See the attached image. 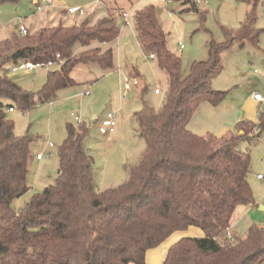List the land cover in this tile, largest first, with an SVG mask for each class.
Here are the masks:
<instances>
[{
    "label": "trees",
    "instance_id": "obj_1",
    "mask_svg": "<svg viewBox=\"0 0 264 264\" xmlns=\"http://www.w3.org/2000/svg\"><path fill=\"white\" fill-rule=\"evenodd\" d=\"M18 1L0 0V5ZM182 1L197 5L195 0ZM157 10L146 5L135 11V37L165 72L166 89L159 109L144 104L135 113L145 149L129 167L128 179L97 191L93 159L83 145L88 127L84 122L66 123L55 182L34 193L19 211L12 201L29 189L32 138L14 132L9 108L25 111L52 100L59 89L75 83L69 73L78 62L112 68V45L120 27L107 16L25 34L17 29L0 41V67L22 61L46 63L57 53L62 59L47 70L37 92L0 74V264H145L149 249L188 226L199 227L204 236L180 238L161 264H264V226L253 224L233 239L216 238L229 227L238 205L254 202L248 182L250 148L240 144L260 138L264 109L256 121L242 120L219 136L187 128L199 100L215 105L226 95L211 86L222 70L220 52L234 39L257 45L254 11L237 30L222 26L224 40L210 39L207 59L192 61L182 76V58L167 47Z\"/></svg>",
    "mask_w": 264,
    "mask_h": 264
},
{
    "label": "rangeland",
    "instance_id": "obj_2",
    "mask_svg": "<svg viewBox=\"0 0 264 264\" xmlns=\"http://www.w3.org/2000/svg\"><path fill=\"white\" fill-rule=\"evenodd\" d=\"M203 1L205 3L192 6L182 0H54L58 9L44 5L42 10H37L32 0L0 5V25L3 26L0 29V41L8 39L13 28L20 25H26L33 32L58 24H79L90 15L93 8L98 19L111 17L120 27L112 45V68L103 69L95 62H78L69 73L75 83L59 89L50 100L51 103L41 102L25 111L14 108L7 112L14 122V132L17 135L28 133L32 138L27 163L29 189L13 199L15 211L21 210L34 193L55 182L59 168L57 152L66 136V123L75 126L80 123L71 113L78 114L88 127L83 145L85 153L93 159L94 188L102 191L128 179L129 167L138 161L145 149V142L136 131L135 113L144 104L159 109L166 89L165 72L142 51L135 37L134 13L146 5H154L160 10L157 14L167 33L166 45L182 58V76L188 74L192 61L207 59L210 39L217 42L224 40L222 26L237 30L246 15L253 10L256 16L255 27L259 29L257 45L247 40L240 44L238 39H234L220 52L222 70L213 77L211 84L239 98L253 90L264 94V0ZM74 5L87 6V14L82 16L78 13L70 14L67 9L61 10ZM121 10L129 12V24L122 22L119 16ZM93 19L89 17L90 23L95 22ZM179 43L183 44L181 50L178 48ZM76 48L80 49L78 46ZM9 68V65L0 67V74L6 73L21 87L37 92L45 83L50 67L31 71H11ZM136 75L138 85L123 97L124 79ZM155 87L160 89V94L154 93ZM86 90L88 92L84 94ZM109 110L115 112V131L100 133V120ZM49 142L53 144L52 147L47 146ZM240 145L242 148H250L248 182L253 198L261 199L264 196V179L258 180L256 175L264 174V129L258 140L250 145L243 141ZM40 151L45 156L39 161L35 155ZM261 221H264V210L255 206L238 224L235 232L242 236L250 225Z\"/></svg>",
    "mask_w": 264,
    "mask_h": 264
},
{
    "label": "crops",
    "instance_id": "obj_3",
    "mask_svg": "<svg viewBox=\"0 0 264 264\" xmlns=\"http://www.w3.org/2000/svg\"><path fill=\"white\" fill-rule=\"evenodd\" d=\"M32 2H33V5L36 4V0H32ZM44 5H46L45 7H48L50 9L51 8L52 9H58V6L55 4L54 0H50L49 3L44 4ZM44 5L42 6L41 10L43 9ZM74 6H79V5H74ZM86 7L87 6H83L84 14H82V16H85L87 14V10H86L87 8ZM65 9H66V7L61 8V10H65ZM90 16L92 18H95V19H93L94 21H96L98 19L96 17L97 13H96V10L94 8L92 9L90 15L87 16L85 19L89 20ZM85 19H83V20H85ZM72 24H75V23H72ZM24 26L29 31V28L26 25H24ZM0 29H3L2 25H0ZM13 30H17V28L14 27ZM10 66L11 65H9V67ZM136 77H137V75H136ZM137 79H138V77H137ZM211 83H212V81H211ZM211 86H212V84H211ZM217 87L218 86H213V88H216V89H217ZM155 88H157V87H155ZM86 91L84 92V94H86ZM253 92H260V91L253 90V91H251V93L247 94L246 96H244L242 98H239V96H237V95H233V94L228 95V93H226L224 98L215 105L210 103L209 101H207L205 99L199 100L196 103V105H195V107L191 113L189 122L187 124V128L191 132L199 134V135H204L208 132H211V133L219 136V135L224 134L228 130L234 129L235 125L242 120L256 121L257 120V108L260 107L261 109H263L264 104H259L253 99V97H252ZM160 93H161V91L159 93H155V94H160ZM261 94L264 95L263 93H261ZM49 103H51V101H49ZM111 111H114V110H111ZM115 118H116V116H115ZM81 122H84V121L81 120ZM114 131H115V129H114ZM109 133H111V132H109ZM35 159H36V157H35ZM42 159L43 158L37 159V160L40 161ZM263 161H264V159H263ZM249 172H250V169H249ZM259 174H261V173H258L256 175L257 179L258 180L264 179V174H262L263 177H258ZM255 206L264 210V196L261 197V199L260 198L259 199L254 198V202L249 204V205H238L236 207V209L233 212V215L231 217L230 225L228 227L234 237L238 236L235 232V229L237 228L238 224L242 221V219L247 214H249V212ZM256 225L264 226V221H261V223H258ZM202 236H204V232L202 229H200L197 226H188L184 230L174 231L163 242H161L158 246L151 248L146 252L145 264H161V262L165 256L167 250L169 249V247L182 237H202Z\"/></svg>",
    "mask_w": 264,
    "mask_h": 264
},
{
    "label": "built area",
    "instance_id": "obj_4",
    "mask_svg": "<svg viewBox=\"0 0 264 264\" xmlns=\"http://www.w3.org/2000/svg\"><path fill=\"white\" fill-rule=\"evenodd\" d=\"M49 2H50V0H36L37 10L41 9L44 4H47ZM203 2L205 3V1H203V0H195L196 4H201ZM66 9H67V12L70 14H76V13H78L80 15L84 14V8L80 7V6H69ZM119 16H121L123 23L129 24V12L121 10L119 12ZM17 29L21 34L27 33V29L24 25H20ZM178 48H179V50H181L183 48V44L179 43ZM149 56L151 58L154 57L153 54H150ZM61 62H62V59H61L60 55L57 53L55 55V59L49 60L46 63H40V62L34 63V62H30V61H22L18 64L11 65L10 70L11 71H17V70L31 71L33 69L40 68V67H52V66L60 64ZM137 85H138V79L136 76H132L130 78H125L123 81V94H122L123 97H126L128 92L131 90V88L134 86H137ZM154 92L159 93L160 89L155 88ZM86 93H87V91H86ZM252 97L257 103L264 104V95H262L260 92H253ZM12 110H13L12 108H9V111H12ZM262 110L263 109H261L260 107L257 108V116L260 115ZM71 116L76 121L81 123V119H80L78 114L71 113ZM115 125H116L115 112L110 110V111H107L105 116L100 120L98 129H99L100 133L113 132L115 129ZM47 146L52 147L53 144L51 142H49L47 144ZM47 155L49 156L50 152H48ZM44 156H45L44 152L40 151L36 154L35 157H36V159H41ZM258 177H263V175L259 174ZM216 238L217 239H220V238L221 239L222 238L233 239L234 236L232 235L229 228H227V229L223 230L220 234H218L216 236Z\"/></svg>",
    "mask_w": 264,
    "mask_h": 264
},
{
    "label": "water",
    "instance_id": "obj_5",
    "mask_svg": "<svg viewBox=\"0 0 264 264\" xmlns=\"http://www.w3.org/2000/svg\"><path fill=\"white\" fill-rule=\"evenodd\" d=\"M158 12H160V10H159V9L157 10V13H158Z\"/></svg>",
    "mask_w": 264,
    "mask_h": 264
}]
</instances>
